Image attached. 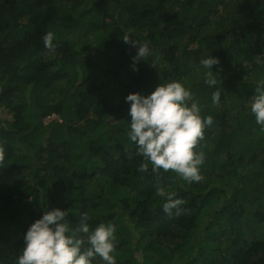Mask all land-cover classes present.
I'll list each match as a JSON object with an SVG mask.
<instances>
[{
  "label": "trees",
  "instance_id": "trees-1",
  "mask_svg": "<svg viewBox=\"0 0 264 264\" xmlns=\"http://www.w3.org/2000/svg\"><path fill=\"white\" fill-rule=\"evenodd\" d=\"M263 21L264 0H0V109L13 116L0 118V264H16L29 226L56 207L73 227L82 213L90 229L115 225L116 264H174L194 245L187 264H264V128L249 104L264 80ZM130 30L151 49L135 70ZM209 55L220 61L214 87L200 65ZM174 80L213 117L196 148L202 179L161 170L184 201L179 215L154 195L151 165L137 171L125 100Z\"/></svg>",
  "mask_w": 264,
  "mask_h": 264
},
{
  "label": "clouds",
  "instance_id": "clouds-1",
  "mask_svg": "<svg viewBox=\"0 0 264 264\" xmlns=\"http://www.w3.org/2000/svg\"><path fill=\"white\" fill-rule=\"evenodd\" d=\"M54 39L53 32L43 37L44 46L50 51L57 47ZM123 40L134 47L139 45L133 57L135 70V62L151 56V49L148 43L133 40L129 34ZM219 63V58L211 55L200 61L203 68L210 70L205 81L209 87L217 85L218 75L214 74L213 66ZM193 97L191 89L179 80L161 83L148 95L136 92L125 97L130 103L131 116L127 136L144 161L138 165L137 171L148 172L151 165V172L158 177L154 195L164 199L163 211L169 215L173 209L179 215L184 201L175 191H168L159 182L161 170H171L188 182L202 179L200 166L205 155L196 148L204 138V129L213 124V117L202 116ZM219 101L220 92L217 90L212 94V102L216 104ZM250 111L256 124L264 128V80L257 83ZM4 159L5 151L0 146V167ZM69 211L59 207L44 211L24 234V247L16 258V264H93L96 257L101 258L104 264H116L113 255L116 249L115 225L101 222L90 229L89 217L82 213L78 226L73 227L67 219ZM81 233L86 234V242Z\"/></svg>",
  "mask_w": 264,
  "mask_h": 264
},
{
  "label": "rangeland",
  "instance_id": "rangeland-1",
  "mask_svg": "<svg viewBox=\"0 0 264 264\" xmlns=\"http://www.w3.org/2000/svg\"><path fill=\"white\" fill-rule=\"evenodd\" d=\"M227 10H229L228 11V13H229V15H232V12L231 11H233V9H235V8H232V7H230V8H226ZM226 9H224V8H221V10H220V12L222 13V11H227ZM219 11V10H218ZM235 12L237 13V14H239V13H241L240 12V9L239 8H237L236 7V9H235ZM67 16H69V15H66V14H60V16L59 17H57V18H60V20H66L65 19V17H67ZM68 19V18H67ZM68 20H72V18H69ZM109 20V19H108ZM263 23V25H264V21L262 22ZM48 32H53L54 34H55V38L58 36V32L56 31V30H49ZM47 32V33H48ZM132 33V31L130 30L129 32H128V34L130 35ZM71 35L69 34V37H70ZM80 50H82V52H83V54H85V55H88V56H92V57H96V53L93 51V50H86V49H84V48H80ZM246 78H248V79H250V77L247 75L246 76ZM251 102H252V98H251V101L249 102V104H251ZM13 116H12V112L11 111H8V110H4V109H0V118L3 120V121H6V120H8V119H11ZM54 118H59V116L57 115V114H52V115H50V116H48V117H46L45 118V122L46 123H48V122H50L52 119H54ZM230 193H231V190H230ZM199 237L200 236H203L204 235V233L203 232H199ZM198 239V238H197ZM195 243V242H194ZM171 247V249L173 248L172 246H170ZM188 249L189 250H186V251H184V252H182V253H178V254H176L175 255V261H174V264H187V262H188V260L191 258V257H193L195 254H196V252H197V248L195 247V245L194 246H192V247H188ZM138 256H139V259L140 260H142V255L139 253L138 254Z\"/></svg>",
  "mask_w": 264,
  "mask_h": 264
}]
</instances>
